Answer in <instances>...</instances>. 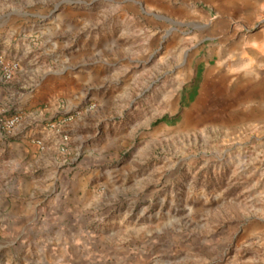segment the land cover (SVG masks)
I'll list each match as a JSON object with an SVG mask.
<instances>
[{
    "label": "rangeland",
    "instance_id": "1",
    "mask_svg": "<svg viewBox=\"0 0 264 264\" xmlns=\"http://www.w3.org/2000/svg\"><path fill=\"white\" fill-rule=\"evenodd\" d=\"M55 7L73 11L52 16L58 30L69 25L74 42L98 46L111 74L96 95L34 97L37 73L59 68L32 60L39 39L17 40L32 49L19 55L0 52L19 65L10 80L0 76V117L18 116L11 132L0 126V264H264V0ZM65 115L69 148L57 167L41 152L51 151L45 129ZM95 147L110 154L90 182L94 193L105 196L103 180L120 186L74 235L66 233L72 224L56 232L51 216L34 214L59 198L54 178L65 176L67 161ZM20 180H33L29 191ZM18 202L26 223L7 215Z\"/></svg>",
    "mask_w": 264,
    "mask_h": 264
},
{
    "label": "crops",
    "instance_id": "2",
    "mask_svg": "<svg viewBox=\"0 0 264 264\" xmlns=\"http://www.w3.org/2000/svg\"><path fill=\"white\" fill-rule=\"evenodd\" d=\"M55 5L56 0H0V52L7 55H19L20 51L32 50L28 47L30 43L19 45L17 40L33 39L31 35L35 34L36 39H39V45L34 49L40 50L36 51L37 53H31L32 60L40 64H44L47 60L48 62H55L59 68L48 73H37L35 78L38 81L34 85L36 88L34 97L40 93L56 90L76 98H78L77 94L81 96L85 94L96 95L102 88L106 74H111V70L106 69V62L99 56V58L97 57L102 50L89 42H74L72 40L74 39L72 27L69 25L63 27V20L61 19L59 25L63 28L60 27L58 30L57 21L52 16L64 15L67 18L73 16V11L63 8L57 12ZM35 20H38L37 28L30 29ZM33 44L37 43L33 42ZM62 49L64 52L61 51ZM21 70L24 69L21 67L19 72ZM56 108L54 106V110ZM45 130L52 131L53 139L51 151H44L41 154L53 159L54 164H58V167L65 163L64 160L57 161L60 157L59 153L63 154L59 150L58 134L51 128ZM33 144L37 147L35 143ZM26 149L28 150V148ZM105 149V147H95L89 155L78 159L77 162V158H71L70 161H67V164L73 165L63 169L65 176L61 174L58 178H54V180L57 179V186L60 189L59 198L50 205L43 207L42 211H36L35 217L51 216L52 225L57 227L56 232L60 231L62 225L72 224L66 233L70 237L74 235V227L88 220L92 209L98 207L102 202L104 203L106 194L112 196L110 191H115L120 186L117 185L118 180L113 181L112 178L103 180L102 190L104 193H101L105 196L98 197L92 188L94 185L91 186L90 184L92 179L102 174L100 172L102 163L108 160L106 156L110 154V152H105ZM21 154L26 155L24 152ZM54 164L47 166L44 163L42 166L45 170H51L55 168L56 165ZM73 169L75 170L69 176L68 172ZM117 177L119 178V174ZM29 182H33V180H20L18 187L21 191L27 192L30 190ZM98 184L100 185V183ZM6 209L12 223L28 222L29 215L23 209L22 202L8 204ZM74 261L78 263L81 262V259L77 258Z\"/></svg>",
    "mask_w": 264,
    "mask_h": 264
},
{
    "label": "built area",
    "instance_id": "3",
    "mask_svg": "<svg viewBox=\"0 0 264 264\" xmlns=\"http://www.w3.org/2000/svg\"><path fill=\"white\" fill-rule=\"evenodd\" d=\"M19 65L17 61H6L1 55H0V76L3 80H10L14 74V72L18 69ZM94 107L93 103H89L88 106H86L87 110H90ZM71 116L65 115L63 117H60L58 121L52 122L49 124L51 128H53L56 133L58 134L59 139V150L62 153L67 152L69 148V135L64 132L61 127L64 125L65 122H67ZM18 123V116H12V117H0V126L6 131L11 132ZM35 145L40 149L44 150L46 148V144L44 141L40 138L34 140Z\"/></svg>",
    "mask_w": 264,
    "mask_h": 264
}]
</instances>
